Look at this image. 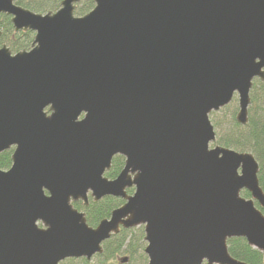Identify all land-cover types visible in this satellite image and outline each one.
<instances>
[{"label":"water","instance_id":"95a60500","mask_svg":"<svg viewBox=\"0 0 264 264\" xmlns=\"http://www.w3.org/2000/svg\"><path fill=\"white\" fill-rule=\"evenodd\" d=\"M81 1L41 15L0 0L13 31L34 34L28 51L0 48V154L13 149L0 170V264L90 261L137 227L147 264H245L231 239L264 263L258 164L209 149V115L236 96L245 126L264 82V0H93L75 17ZM107 197L123 204L96 227L72 205Z\"/></svg>","mask_w":264,"mask_h":264},{"label":"trees","instance_id":"16d2710c","mask_svg":"<svg viewBox=\"0 0 264 264\" xmlns=\"http://www.w3.org/2000/svg\"><path fill=\"white\" fill-rule=\"evenodd\" d=\"M62 0H13L14 4L27 9L35 14L45 15L56 12ZM94 7L93 0H82L76 5L75 17H81L90 12ZM0 46L4 42L12 53L27 50L32 42L33 33H14L10 24V18L0 16ZM4 45V44H3ZM250 105L248 108V122L245 126L236 123L235 115L237 106L231 102L218 113L209 116L215 131V141L219 147L231 149L239 153H250L258 164V183L264 194V82L254 80L250 91ZM12 149L0 154V170L6 171L11 165ZM124 160L116 156L112 159L111 168L105 176L112 180L123 168ZM128 194L132 190L127 191ZM244 198H249L248 193L243 192ZM122 201L114 198H104L95 203L89 200L87 206L82 203H74L73 207L84 213L88 226L95 227L101 220L109 217L110 212L122 205ZM264 215V209L260 210ZM101 255L94 257V262L83 259H69L61 264H128V261L136 260V257L146 259L143 255V229L139 227L137 232L121 230L102 245ZM227 250L230 256L245 264H263L261 254L250 248L243 239H231L227 241ZM124 256L123 258H120ZM123 260H126L123 262ZM146 264V263H145Z\"/></svg>","mask_w":264,"mask_h":264},{"label":"rangeland","instance_id":"374dc122","mask_svg":"<svg viewBox=\"0 0 264 264\" xmlns=\"http://www.w3.org/2000/svg\"><path fill=\"white\" fill-rule=\"evenodd\" d=\"M3 44L6 45L4 42L2 43V45ZM29 49H30V47H28L27 50H29ZM232 102H234L236 104V106H237V97L236 96L233 98V101ZM215 146H216V144L211 143V144H209V149H212ZM241 195H242V192H241ZM137 229L138 228L132 229V231L137 232ZM143 247H145V242L144 241H143ZM143 255H144V253H143ZM123 257L124 256H121L120 258H123ZM144 258L146 259V261H144L141 257L138 256V257H136V260L128 261V264H145V263L147 264V258H146L145 255H144ZM93 260L94 259H92L90 262L93 263L94 262Z\"/></svg>","mask_w":264,"mask_h":264},{"label":"flooded vegetation","instance_id":"af4514ba","mask_svg":"<svg viewBox=\"0 0 264 264\" xmlns=\"http://www.w3.org/2000/svg\"><path fill=\"white\" fill-rule=\"evenodd\" d=\"M103 200V199H102ZM101 201V200H100ZM99 202V201H98ZM89 203V202H88ZM85 206V205H84ZM123 261H125V260H123Z\"/></svg>","mask_w":264,"mask_h":264}]
</instances>
